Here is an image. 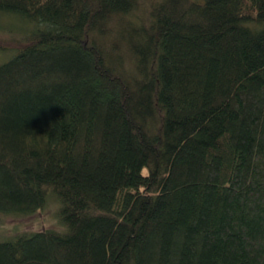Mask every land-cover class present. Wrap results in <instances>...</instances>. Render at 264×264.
<instances>
[{"label":"trees","instance_id":"trees-1","mask_svg":"<svg viewBox=\"0 0 264 264\" xmlns=\"http://www.w3.org/2000/svg\"><path fill=\"white\" fill-rule=\"evenodd\" d=\"M0 264H264V0H0Z\"/></svg>","mask_w":264,"mask_h":264},{"label":"rangeland","instance_id":"rangeland-1","mask_svg":"<svg viewBox=\"0 0 264 264\" xmlns=\"http://www.w3.org/2000/svg\"><path fill=\"white\" fill-rule=\"evenodd\" d=\"M27 24L21 18L13 15H0V28L26 29ZM7 32L0 31L1 38H8ZM6 58L0 53V60ZM58 203L52 199L48 205L30 215L10 214L0 216V240L10 236L14 232L22 230H36L58 225L56 210Z\"/></svg>","mask_w":264,"mask_h":264}]
</instances>
